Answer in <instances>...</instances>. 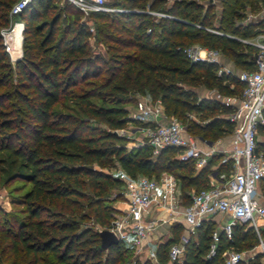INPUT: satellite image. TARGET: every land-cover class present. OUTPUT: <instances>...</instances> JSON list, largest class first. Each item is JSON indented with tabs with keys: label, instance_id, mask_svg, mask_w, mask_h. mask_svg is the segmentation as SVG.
Wrapping results in <instances>:
<instances>
[{
	"label": "trees",
	"instance_id": "trees-1",
	"mask_svg": "<svg viewBox=\"0 0 264 264\" xmlns=\"http://www.w3.org/2000/svg\"><path fill=\"white\" fill-rule=\"evenodd\" d=\"M17 1L0 0V31L16 21L23 25L21 57L14 62L0 35V186L21 182L28 188L9 198L10 205L23 208L22 218L0 209V264H222L227 250L256 246L252 226L239 223L229 239L219 232L207 258L215 224L206 220L188 236L179 262L173 261L168 249L183 229L174 224L171 237L155 248L154 262L139 261L131 258L133 247L122 242L102 250L97 230L86 223L93 218L108 228L113 209L104 203L121 184L108 173L115 167L129 178L175 176L184 206L187 191L209 186V167L221 155L195 171L192 161L177 158L179 148L165 147L153 157L150 147L127 148V138L112 132L128 123L143 125L121 106L131 92L158 102L166 118L186 120L187 131L197 138L214 142L230 133L226 116L234 106L198 98L197 91L239 98L244 84L230 74L217 75L215 63L191 62L183 50L196 44L219 51L220 60L235 71L254 70L256 49L239 39L254 37L263 23L234 25L232 19L243 8L257 12L264 0H235L216 27L204 0H111L104 5L117 11L89 13L92 32L66 0H29L10 18ZM92 38L104 46L106 58L90 53ZM191 113L203 124L190 119ZM255 142V151L264 156V124L257 127ZM230 163L220 162L218 172L230 173ZM259 183L264 196V177ZM260 259L258 253L238 264H260Z\"/></svg>",
	"mask_w": 264,
	"mask_h": 264
},
{
	"label": "built area",
	"instance_id": "built-area-1",
	"mask_svg": "<svg viewBox=\"0 0 264 264\" xmlns=\"http://www.w3.org/2000/svg\"><path fill=\"white\" fill-rule=\"evenodd\" d=\"M82 14V19H87L91 11L110 12L117 11L104 5L105 0H66ZM29 2L18 0L10 10L9 17H15ZM264 21V7L261 11ZM248 21V19H247ZM89 31L93 29L86 21ZM0 31L4 50L8 53V41L5 35L11 30ZM22 31V23H20ZM256 49L253 56L254 70L235 71L222 67L219 53L197 46H190L183 50L191 62L203 61L215 63L219 66L216 74H230L244 84L239 98L222 97L220 103L234 106L232 112L226 116L232 124V138L227 147L218 148L211 142L186 134L183 126L174 119L164 116L161 109L153 107L145 101L139 102L137 110L129 114V118L139 123L146 124L149 120L156 121L166 118L164 124H156L143 129L141 146L151 148V155L156 156L165 147L179 148L177 158L181 161H192L195 170L203 168L208 160L221 155L224 161H230L231 171L228 174L220 173L207 188L189 194V204L179 210L180 199L178 186L172 175L162 173L158 179L139 177L132 182V186L125 193L126 211L108 228L119 242L133 247L137 252L143 249V243L153 229V222L145 219L150 208L166 210L172 217L182 216L187 226L186 236L182 235L177 243L170 245L168 257L179 262L183 247L189 234H193L202 221L210 220L216 215H226V220L211 234V244L206 257L214 254L215 243L219 232L230 238L231 228L235 224L249 223L259 237L257 220L264 221V205L256 198V187L264 177V156L255 151L257 127L264 124L262 112L264 111V27L249 40L244 41ZM15 59V58H14ZM12 59V61L14 60ZM122 132V130L120 131ZM118 134V132L116 131ZM121 135V134H118ZM122 136V135H121ZM198 142L206 145L202 149ZM258 251L261 254L260 264H264V237L258 238ZM244 251H226L223 254L222 264H238L244 260ZM255 254H248L247 261ZM148 259H155L154 253L147 255Z\"/></svg>",
	"mask_w": 264,
	"mask_h": 264
},
{
	"label": "rangeland",
	"instance_id": "rangeland-1",
	"mask_svg": "<svg viewBox=\"0 0 264 264\" xmlns=\"http://www.w3.org/2000/svg\"><path fill=\"white\" fill-rule=\"evenodd\" d=\"M110 1L111 0H105V2H110ZM221 1L220 0H204V1H201V3H203V5H209L212 8V12H213L214 15H213V17L211 19V22H212L213 27L218 26L219 25V21H221L222 18L223 19L226 18V14L223 13V10L224 9H228L229 10L230 9L229 5L234 6L233 4L237 3V2H235V0H221ZM223 1H224V4H223ZM62 2H64V0H62L60 2V4H64ZM263 7H264V4H261L260 5V9L257 12H255V13L248 12V10L246 8L240 9V11H238L239 18L232 19V23H234V25H235V24H252V23H256V22L257 23L258 22H262L263 23V27H264V21H263V17H262V13H261ZM121 11H123V10H121ZM154 15L164 16V14H161V13H154ZM247 19H248V21H247ZM85 20H87V19H85ZM16 22L19 23L18 21H16ZM223 23L225 24L226 22H223ZM89 25L93 29L94 25L91 22H90ZM220 25H221V22H220ZM206 29L209 30V31H212V32H218V31H213L212 29H209V28H206ZM218 33L219 34H223V35L226 34L228 37H234V36L230 35L228 32L224 33V32H220L219 31ZM21 40H22V35H21V39H20V52H21ZM239 40L243 44H246L244 41L245 40H249V39H239ZM191 46L200 47V46H198L196 44H193ZM89 50H90V53L93 54V55L94 54H99V55H101L104 58L107 57L104 46H102V44H100V43H97L93 38L89 40ZM215 51H217V50H215ZM217 52L219 53V51H217ZM7 54H8V57H9L10 61L13 62L12 59H14V58L12 57V55H10L11 54L10 51ZM20 57H21V53L19 54V56L15 57V58L19 59ZM219 58H220V55H219ZM220 62H221L222 65H225V64L229 65V63H225V62L223 63L221 60H220ZM226 68H228V67H226ZM232 70H234V69L232 68ZM217 96L218 95L214 91H207V90L204 91L203 89H200L199 91H197V97L198 98L204 97V98H212V99H215V100L216 99L219 100V98L220 99L222 98V97H217ZM126 98H127V100H130V101L126 102L127 101L126 100L125 103H123L121 106L123 108L127 109L129 114L133 113L134 109L137 110L138 105H139L138 103L141 102V98L146 103L151 104L153 107H157V108L161 109V111L163 113L162 107L160 106V104L158 102L151 103L147 99V97L144 96V95H140L138 93L129 92L126 95ZM129 98H131V99H129ZM231 98L236 99V97H231ZM96 104H98V102ZM55 110L58 111V110H61V109H60V107H57ZM189 118L192 119L194 122L200 124V125L203 124V122L198 120L194 116L193 113L189 114ZM169 119H174L176 122H178L180 125H182L183 126V130H184V132L186 134L194 136L193 134H195V133L191 134V133H189L187 131V122H186V120L179 119V118H176V117H170ZM149 126L150 125H146V124L145 125H135L133 123H128L124 128H122L120 130H117V132H118V134H121L122 136L127 138V143L125 144V146L127 148H131V147H135L136 144H138L142 140V138H143L142 137L143 129H145L146 127H149ZM121 130H122V132H120ZM193 132H196V131L194 130ZM194 137H196V136H194ZM231 137H232V131L230 133H223L222 135L217 136L215 139H220L221 140L220 144L222 146H226L229 143ZM214 141L216 142V140H214ZM212 143H214V142H212ZM108 173L110 175H112L113 177L118 178L119 180H121L120 181L121 184L119 186H116L115 188H112L109 191V193L107 195L106 202L104 203L106 206H109L111 209H113V212H109L110 217L107 218L108 225H109V226L108 225L107 226L109 228L114 223V221L116 219H118L121 215H123V213L120 210H124V209L126 210L127 205L125 204V200H126L125 193L130 189V186H132L131 185L132 182L136 181L137 178L142 177V176H137L135 178H129L116 167H115V169L108 170ZM143 177H145V176H143ZM173 178L175 179V181L177 183L178 193L181 194L180 182H178L176 180L175 176H173ZM258 187H259V191L261 193V196H263L262 184H259ZM27 188H28V186L27 185H23L21 182H13V183H10L9 185H6V186H0V209L5 211V212L16 214L19 218H22V216H24V214L22 213L23 208L21 206H15V205L12 206V205H10L9 198H10V196L19 197L23 192H25L27 190ZM180 194L178 196H179V199H180V202H181ZM117 195L119 197H117V199H115ZM263 199H264V196H263V198H261V200H263ZM158 215H160V213ZM256 223L259 226H263L264 225V223H261L259 220H257ZM86 224H87V226L91 227L93 230H97V231L102 230L104 228V227H100L97 224H95L93 218H91L89 220V222L86 223ZM108 228H105V229H108ZM163 230H164V232L161 233V236H159L157 238H154L153 241L156 242V241H158V240H160L162 238L164 239V238L167 237L168 234L165 233L166 232L165 228ZM150 235H151V232L148 235V237H150ZM182 235L186 236V231H185V233L184 232L180 233L179 238ZM148 237L146 238L145 242L143 243V246H146V245L149 246L146 243ZM259 237H257V239ZM227 251H230V250H227ZM139 252H137L136 250L133 249L131 251V256H132L131 258L132 259L136 258L139 261L145 260L146 259L145 258V254H139ZM244 254L246 255L247 253L244 251ZM243 257L245 259L247 256H243Z\"/></svg>",
	"mask_w": 264,
	"mask_h": 264
},
{
	"label": "crops",
	"instance_id": "crops-1",
	"mask_svg": "<svg viewBox=\"0 0 264 264\" xmlns=\"http://www.w3.org/2000/svg\"><path fill=\"white\" fill-rule=\"evenodd\" d=\"M222 67H225V68L228 67L230 69L233 68L232 66L227 65V64L223 65ZM143 101L144 100L141 98V102H143ZM219 102H220V98H219ZM134 111H135V109H134ZM166 121H167V119L164 118V117L159 118L156 121H153V120L150 119L149 122L146 123V125L164 124V123H166ZM143 125H145V124H143ZM231 138H230V140H231ZM220 142H221L220 139H216V142L214 141V143H212V142L211 143H212L213 146H216L218 148L227 147L229 145V143H230V141H229V143L226 146H222L220 144ZM198 145L202 149H206V147H207L206 145L202 144L201 142H198ZM138 146H141L140 142L138 144H136L135 147H138ZM220 162H225L222 156H221L220 160L217 163H215L214 165H211L209 167L210 173L208 174V185H210L211 183L214 182V179L217 177L218 174L224 173V172H218V170H217L218 165L220 164ZM195 171H198V170H195ZM259 184L260 183L258 182L257 187H256V198H257V201L260 204H263L264 205V199L261 200V198H263V196H261V193L259 191V187H258ZM191 192H193V191L192 190L187 191V196H189V194ZM180 198H181V202H180L179 210L181 211L182 210V207H184V205L182 203L181 194H180ZM125 204L127 205L126 200H125ZM120 211L122 213H124L126 210L124 209V210H120ZM159 213H160V215H158ZM226 218H227L226 215H216V216L212 217L210 219V221H212L215 224V229H216V228H218L219 224L221 225L226 220ZM145 219L148 220V221H152L153 224H154V227H153V229L151 231V235L152 236L150 235V237H148L147 242H146L149 246H147V245L146 246H143V249L139 252V254H145V258L146 259H148L147 258V255L150 252H153V253L155 252V248L159 244L163 243L164 241H166L167 239H169L171 237V228H172V225H174V224H180L182 226V228H183L182 231H181V233L182 232L185 233V231H187V226L184 224V222L182 220V216L179 215L178 217H172L166 210H160V209H157V208H153L152 207V208L149 209V212L145 216ZM259 221L261 223H264V221H262V220H259ZM257 226L259 227L258 229L259 230H262L263 233H264V225L263 226L257 225ZM164 228L166 230L165 233L168 234L167 237L164 238V239L162 238V239H160V240H158L156 242L153 241L154 238H157V237L161 236V233L164 232V230H163ZM262 237H264V234H263ZM258 249L259 248H258V244H257L256 246L252 247L251 249L246 250L245 252L247 254L245 256L248 257V254H250V253L251 254H255V255L258 254L259 253ZM247 257L243 261H241V262L246 263L247 262ZM150 260L152 262H154V259H150Z\"/></svg>",
	"mask_w": 264,
	"mask_h": 264
},
{
	"label": "bare ground",
	"instance_id": "bare-ground-1",
	"mask_svg": "<svg viewBox=\"0 0 264 264\" xmlns=\"http://www.w3.org/2000/svg\"><path fill=\"white\" fill-rule=\"evenodd\" d=\"M20 24L15 23L11 30L5 35V39L8 41L10 55L13 58L19 56L20 52V39H21V31Z\"/></svg>",
	"mask_w": 264,
	"mask_h": 264
},
{
	"label": "water",
	"instance_id": "water-1",
	"mask_svg": "<svg viewBox=\"0 0 264 264\" xmlns=\"http://www.w3.org/2000/svg\"><path fill=\"white\" fill-rule=\"evenodd\" d=\"M16 60L18 59L15 58L13 62ZM112 133L118 135L116 131H113ZM97 234L99 236L100 247L102 250H106L110 245L117 244L119 242L114 233L108 229L99 230L97 231Z\"/></svg>",
	"mask_w": 264,
	"mask_h": 264
}]
</instances>
